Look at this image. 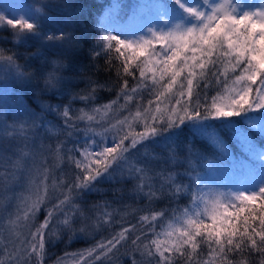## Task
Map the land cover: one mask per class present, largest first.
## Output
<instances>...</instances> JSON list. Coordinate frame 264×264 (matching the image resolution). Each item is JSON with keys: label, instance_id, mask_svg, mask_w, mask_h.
<instances>
[{"label": "snow or ice", "instance_id": "snow-or-ice-1", "mask_svg": "<svg viewBox=\"0 0 264 264\" xmlns=\"http://www.w3.org/2000/svg\"><path fill=\"white\" fill-rule=\"evenodd\" d=\"M107 7L101 19L93 20L91 32L86 24L89 14L74 3L13 5L11 9L22 12L19 15L0 11V26L13 30L15 43L34 47L28 63L37 69L31 79L44 80L42 95L66 94L75 86L73 79L84 76L81 69L102 52L117 54L120 64L116 74L121 78L116 100L93 108L91 113L78 110L75 120L85 122L80 129L82 146L67 148L63 142L54 148L47 146L57 166L66 156L78 170L67 183L63 177L52 176L49 184L50 169L43 160L37 163L43 144L35 149L32 141L31 157L20 147L0 152V168L4 169L0 171V264H43L46 245L54 242L53 237L59 239L67 232L71 240L89 234L93 227L100 230L108 225L113 215L109 202H104L103 211H98L100 204L93 205L97 210L93 219L81 207L82 198L98 192L101 181L122 183L126 179L135 181L137 197L150 202L166 195L177 203L186 197L189 203L140 216L143 224L151 223L152 236L147 243L139 234L131 238L133 229L126 227L86 250L66 253L57 264H66L69 256L72 264H96L116 256L129 243L133 247L125 255L132 257L131 264H175V256L183 258L185 264H245L244 259L233 258L245 253L249 257L256 254L258 264H264V0H138L134 5ZM53 8L62 9L66 19H75V25L59 29V35H49L43 25ZM124 8L130 9L123 14L127 19L121 16ZM145 13L152 18L129 31L132 22ZM49 56H58L67 64L57 60L56 70L44 75L50 67ZM18 59L15 54L0 52L4 68L25 79L27 65L22 69ZM62 69L63 74L57 75ZM124 77L136 83L130 87ZM87 83L88 91L71 94L72 100L87 103L105 87L90 76ZM212 87L216 94L209 97L207 90ZM144 91L152 97L147 106L137 104L135 112L109 119L97 130L95 125L106 120L109 112L123 111L134 98L142 99L138 94ZM121 98L124 104L119 103ZM29 99L43 111L62 116L68 136L77 130L70 105H42L33 91L16 98L14 110L25 118L19 124L21 136L25 128L40 126ZM2 123L11 136L16 124ZM48 131L55 134L52 127ZM185 132L190 135L183 141L187 152L183 177L163 168L155 171L157 163L177 161ZM222 133L227 134L232 152ZM197 142L210 145L214 156H233L242 177L238 187H210L201 179V169L210 167L212 161L196 148ZM138 146L159 147L166 155L134 163ZM17 185L22 189L19 192ZM50 189L57 195L49 206ZM42 206L46 215L36 225ZM164 218L167 223L156 232L155 222ZM201 245L208 248L210 259L206 261L193 258ZM247 264L255 261L248 259Z\"/></svg>", "mask_w": 264, "mask_h": 264}, {"label": "trees", "instance_id": "trees-1", "mask_svg": "<svg viewBox=\"0 0 264 264\" xmlns=\"http://www.w3.org/2000/svg\"><path fill=\"white\" fill-rule=\"evenodd\" d=\"M30 3H36L37 7L42 4L51 3L53 5H64L68 3H74L79 5L88 13V18L86 21L89 31H93V20L101 19L108 12L109 4H120V5H134L138 0H27ZM142 3H148L150 0H140ZM7 4V5H6ZM9 5L8 10L11 11L13 5H24V0H0V11L6 13L7 6ZM125 12L130 13L129 8H124L121 12L123 19H127L123 16ZM70 15V14H69ZM48 19L43 25L45 31L49 35H59V29L65 27L68 24L75 25V19H66L64 11L62 9L53 8L51 12L47 13ZM152 18L151 14L145 13L143 17H137L132 24L139 22L145 23L148 19ZM123 22V20H122ZM77 35L80 33L77 32ZM91 40V37L89 38ZM47 43V42H45ZM32 44H25L19 46L15 43L13 37V30L7 26H0V52H3L5 55L15 54L19 57L17 63L21 65L22 69L27 65V74L25 79H18L15 77L14 73L9 71L14 77L13 79L0 78V84L3 87V90H0V95L3 94V97L0 99V106L4 109L3 119L7 121L8 124H16V128L13 134L10 136L11 144L0 143V150L4 151L5 149H16L17 147L24 148L20 143V133L21 129L19 124L25 119L24 117H18V113L14 110L16 108V98L35 92L36 97L39 99L40 103L51 104V105H60L68 106L70 105L71 111L70 116L73 118L72 122L78 125L77 130L73 132L72 136H68L67 131L65 130L64 118L57 115L55 112L43 111L40 106L36 103H33L31 99L28 100V103L32 110L37 114V123L40 125L35 128L36 132L29 133L27 135L23 132V138L28 137L35 141V145L38 143H43L47 149L48 145H51L53 148L59 142H63L67 148L80 147L84 144L83 132L80 129L85 127L84 121H77L75 117L79 114L78 110L84 109L86 112L91 113V110L95 107H100L102 105L110 104L113 100H116L117 94L119 92L121 78L116 74L117 66H119L120 61L116 59L117 54L115 52L104 53L102 52L100 56L96 57L94 60L90 61L85 65L81 71L84 72L82 78H74L73 83L74 87L69 89L68 92L64 95H53L51 92L41 94L40 89L44 87V80L42 78L31 79L32 76L36 74V66L34 64L28 63V56L31 51H34ZM54 51V50H52ZM60 60L58 56H49L48 61L50 67L45 71L44 75H47V72L54 71L57 68L56 61ZM61 63L67 64L66 60H60ZM43 64V61L38 62ZM3 62H0V73L4 74ZM65 70L62 69L56 74L61 75ZM91 77L92 80L98 82L101 85H105L104 88L98 89L95 93L94 98L85 103L80 100H72L71 94L87 92L88 91V77ZM128 79L130 87L133 86L136 81L132 80L130 77H124ZM208 96L216 94V89L214 87L207 90ZM142 96V99L134 98L129 102L126 108L119 113L114 114L113 112L108 113L106 120H102L99 125H95L97 130H100L101 125L107 122V120H115L116 118L122 119L124 116L128 115L129 111L135 112L137 104L142 106H147L149 99H152L151 96L144 91L143 93L138 94ZM120 104H124L123 98L119 101ZM155 106L154 104L152 105ZM115 108V106H113ZM99 119V116H97ZM52 127L55 131V134L48 131V128ZM139 128V126H137ZM189 133L185 132L184 136L181 137V144L177 152V161L175 163L160 164L155 165V171H159L161 168L166 171L174 173H180L181 177L187 168L185 163V157L187 155L186 149L183 146V141L189 137ZM225 139V142L228 143L229 152H232V144L228 141V136L226 133L221 134ZM206 143V142H205ZM140 147V146H138ZM196 148L204 153L208 157V160L212 161V164L208 168L201 169V179L208 184L210 187H238L239 182L242 179L241 174L238 170V164L233 159L231 155H216L214 156L213 149L211 146L205 147L201 143L197 142ZM47 152V150H46ZM49 155L48 162L46 166L50 169L49 184L51 183L52 176H55L57 179L63 177L65 183L71 180L74 177V173L78 170L75 169L74 165L70 164L65 156L63 163H59L57 166V161H55V156L53 153L47 152ZM77 158H79V153L74 152ZM166 155L159 147H149L147 149L140 147V151L133 156V162L135 163L138 160L149 161L152 157ZM2 163V162H0ZM3 168H0V171H3ZM183 183H187V179L182 180ZM135 187V181L131 179H126L122 183L115 181H101L97 188L99 191H93L87 193L81 201V207L86 209L89 215L95 216L97 210L93 209V205L100 204V209L98 211L104 210V202L107 201L111 205L108 209L113 213L112 217L109 220V224L100 230H96L94 227L89 230V234L81 235L69 240V234L67 232L61 233L60 238L56 239L53 237L54 242L48 243L46 245L47 255L44 259L43 264H57L58 258L65 257L66 253H77L83 250H86L92 247L101 239H108L114 232L120 231L123 228H132L133 230L129 233L131 238H134L136 235H141V241L147 243L150 241L152 232L149 230L151 223L145 225L140 221V216L150 215L152 212H158L160 210H165L169 208L184 207L189 203L188 198H181L178 203L170 201L169 198L165 195L160 199L154 201H148L143 197H137L133 189ZM19 192L22 189L20 186L16 188ZM27 195V193H24ZM49 195L52 197L49 202H56V193H53L51 189L49 190ZM46 215L45 208L42 206L40 212L37 213L34 223L38 225L44 220ZM170 216V214H169ZM3 218V213H0V219ZM107 219V218H106ZM167 223V218L158 219L155 224L156 232L162 230L161 225ZM34 230V229H33ZM21 231L26 235L27 230L21 229ZM7 235V233H5ZM133 246L129 243L127 249L121 248L119 253L116 256H113L111 259H104L103 261H97L96 264H131L132 257L130 255H125V252L130 250ZM190 251V249L186 250ZM137 259L140 258L139 252L135 253ZM195 260L206 261L210 259L208 254V248L205 245H201L197 249L196 255L193 257ZM234 259H244L245 264H247L248 259H253L255 264H258V258L256 254H252L251 257L247 253L241 256H234ZM175 264H185L183 258L178 256L174 257ZM66 264H72V258L69 256L66 258Z\"/></svg>", "mask_w": 264, "mask_h": 264}, {"label": "rangeland", "instance_id": "rangeland-1", "mask_svg": "<svg viewBox=\"0 0 264 264\" xmlns=\"http://www.w3.org/2000/svg\"><path fill=\"white\" fill-rule=\"evenodd\" d=\"M28 4H35L37 6L36 3H30V1L24 0V5H28ZM7 8H9V5L7 6ZM5 14H7V15L17 14V15H19V14H22V12L21 11H18V10H14V9H11V11L7 9V11H6ZM143 24H144L143 22H139V23H136V24L135 23L134 24H131L130 25V28H129V31H135L138 27H140ZM5 77H7L8 79H13L14 76L9 71H7L5 69L4 70V74H1L0 73V78H5ZM0 90H3V87H2L1 84H0ZM1 97H3V94L0 95V99H1ZM4 109L5 108H3L2 106H0V112H2L3 114L5 113L4 112ZM3 118H4L3 115H0V143L3 142L5 144H9V143L11 144V142H10V136L7 135L6 130H5V128L3 126V123H2V121L5 120ZM23 132H24L25 135H27L29 133L36 132V129L25 128L23 130ZM20 140H22L20 143L30 153V157H31V154L34 151V148H33V145H32V141L33 140L30 139V138H28L27 141H25V139L23 138V136H21V133H20ZM41 144H43V143L41 142V143L36 144L35 145V149H39ZM0 152H2V150H0ZM48 158H49V155L46 152V147H45V149L43 151V154H40V152H37V163H39L40 160H43L45 162V164H49ZM54 160L56 161V159H54ZM18 186L19 185H17L16 188ZM25 193H27V192H25Z\"/></svg>", "mask_w": 264, "mask_h": 264}]
</instances>
